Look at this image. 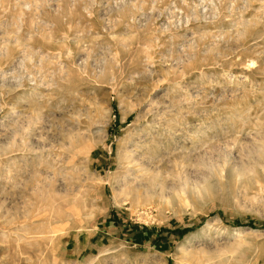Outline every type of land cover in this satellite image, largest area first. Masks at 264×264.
<instances>
[{
	"label": "rangeland",
	"instance_id": "1",
	"mask_svg": "<svg viewBox=\"0 0 264 264\" xmlns=\"http://www.w3.org/2000/svg\"><path fill=\"white\" fill-rule=\"evenodd\" d=\"M0 264H264V0H0Z\"/></svg>",
	"mask_w": 264,
	"mask_h": 264
}]
</instances>
